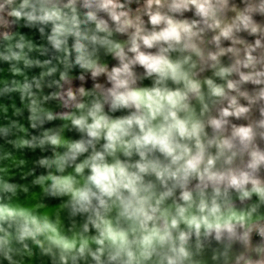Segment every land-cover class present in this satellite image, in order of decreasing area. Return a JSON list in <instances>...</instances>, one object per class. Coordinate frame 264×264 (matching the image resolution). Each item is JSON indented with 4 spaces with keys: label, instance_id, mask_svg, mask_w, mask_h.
Instances as JSON below:
<instances>
[{
    "label": "clouds",
    "instance_id": "obj_1",
    "mask_svg": "<svg viewBox=\"0 0 264 264\" xmlns=\"http://www.w3.org/2000/svg\"><path fill=\"white\" fill-rule=\"evenodd\" d=\"M0 28L40 131L0 138L48 153L35 203L0 167V264H264V0H0Z\"/></svg>",
    "mask_w": 264,
    "mask_h": 264
},
{
    "label": "water",
    "instance_id": "obj_2",
    "mask_svg": "<svg viewBox=\"0 0 264 264\" xmlns=\"http://www.w3.org/2000/svg\"><path fill=\"white\" fill-rule=\"evenodd\" d=\"M4 31V29L0 28V32ZM14 31H22L26 34L28 39L33 40L37 44H41L44 41L40 37L39 33L35 30H29L27 28H19L14 29ZM4 42L3 40H0V51L4 48ZM32 56H37V53H32ZM41 59H44L45 57H40ZM22 67V65H20ZM41 71L40 68H33L26 70V75L29 79H31L32 76H36ZM23 79V77H13L12 73L10 72V66L7 62L0 61V88H3L2 81H10L11 79ZM88 87H91V82L87 85ZM50 90L48 88L44 89L45 93H48ZM15 105L16 108L21 109V112L19 114H14L15 109L12 107V105ZM7 107L8 111L5 113L3 111V108ZM46 107L54 110V111H62L58 106V102L56 101H49ZM29 113L27 109L24 107V105L21 104V101L19 99V95L17 93H13L10 95L0 96V126H3L7 124L10 120H16L20 125H23L24 127L28 128L29 133L33 135H39L40 131L39 129L33 130L29 127V120H28ZM62 123H65L59 119L46 123L44 125L45 128L47 127H54L59 126ZM65 136L68 138H77L78 134L74 130H65ZM16 135H24V133L17 132ZM30 138V137H29ZM7 152H12L13 156L16 157L15 162H13L11 159H4L5 154ZM48 153H42L39 148L36 150L31 149H23V150H14L12 149L11 145H8L5 143V141L0 138V167L8 166L10 168V171L7 175L4 173H0V175H5L6 179H9L10 182L17 183L19 185L27 186L29 188V193L25 194L23 192L18 193V202L22 204H29V203H35L37 202L38 196L34 194L39 193V189L37 187H33L31 184L32 179L34 178L32 175H27L32 170L35 171L36 175L41 174L44 169L40 168L36 161L38 158H40L42 155H46ZM20 159L25 160L24 164H20ZM26 177V178H25ZM49 204L52 205L53 202L49 201ZM48 211L55 212L56 209L54 207H49L47 209ZM30 264H48V258L46 257H40L37 255V257L30 262Z\"/></svg>",
    "mask_w": 264,
    "mask_h": 264
}]
</instances>
